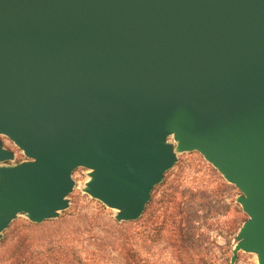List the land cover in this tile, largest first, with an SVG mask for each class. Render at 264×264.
I'll use <instances>...</instances> for the list:
<instances>
[{
	"label": "water",
	"instance_id": "95a60500",
	"mask_svg": "<svg viewBox=\"0 0 264 264\" xmlns=\"http://www.w3.org/2000/svg\"><path fill=\"white\" fill-rule=\"evenodd\" d=\"M0 240L83 192L138 221L196 152L239 191V252L264 264V0H0ZM14 154L0 142V163Z\"/></svg>",
	"mask_w": 264,
	"mask_h": 264
},
{
	"label": "rangeland",
	"instance_id": "374dc122",
	"mask_svg": "<svg viewBox=\"0 0 264 264\" xmlns=\"http://www.w3.org/2000/svg\"><path fill=\"white\" fill-rule=\"evenodd\" d=\"M0 140L14 154L13 161L0 166L26 161L11 141L3 136ZM88 173L82 168L73 172L70 207L57 219L33 224L32 229L27 227L32 223L20 215L10 224L0 240V264L15 262L17 241L28 233L39 250L56 245L53 253L38 256L32 264H125L126 251L111 227L115 211L83 192ZM221 180L198 153L178 155L177 163L153 190L139 223L124 225L142 232L131 247L139 249L143 264H257L255 255L242 252L231 262L236 236L247 216L236 203L239 191L223 189Z\"/></svg>",
	"mask_w": 264,
	"mask_h": 264
},
{
	"label": "trees",
	"instance_id": "16d2710c",
	"mask_svg": "<svg viewBox=\"0 0 264 264\" xmlns=\"http://www.w3.org/2000/svg\"><path fill=\"white\" fill-rule=\"evenodd\" d=\"M220 186L225 190L235 189V187L226 184L222 180L220 182ZM139 221L130 222L128 224L137 225ZM156 222H158V220H156ZM125 224L126 223L118 224L115 221L111 223V227L113 228V230H115V233L119 235L118 239L121 241L122 248L126 251L125 264H143L140 256L141 252L139 251V249H132L131 247L133 245V242H135V236H141L142 232L141 230H136L140 228H136L135 230H132V228L130 227L125 228ZM27 227L34 229L36 225L27 224ZM140 239L142 238L140 237ZM1 242L4 241L2 240ZM34 244L35 238L31 234L28 233L24 236H21L15 246V259H13L12 256L13 261H15L13 264H32L34 259L38 256L47 257L49 256V253H53L56 249V245H51L46 250H39ZM61 246L62 245L58 244V249H61Z\"/></svg>",
	"mask_w": 264,
	"mask_h": 264
},
{
	"label": "flooded vegetation",
	"instance_id": "af4514ba",
	"mask_svg": "<svg viewBox=\"0 0 264 264\" xmlns=\"http://www.w3.org/2000/svg\"><path fill=\"white\" fill-rule=\"evenodd\" d=\"M6 138V137H5ZM10 141V140H9ZM0 142L2 143V141L0 140ZM3 147H4V144L2 143Z\"/></svg>",
	"mask_w": 264,
	"mask_h": 264
}]
</instances>
